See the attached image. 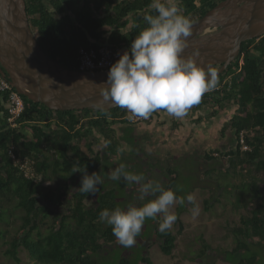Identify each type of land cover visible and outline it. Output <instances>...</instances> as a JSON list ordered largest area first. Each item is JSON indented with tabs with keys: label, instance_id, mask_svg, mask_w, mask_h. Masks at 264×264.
Here are the masks:
<instances>
[{
	"label": "trees",
	"instance_id": "16d2710c",
	"mask_svg": "<svg viewBox=\"0 0 264 264\" xmlns=\"http://www.w3.org/2000/svg\"><path fill=\"white\" fill-rule=\"evenodd\" d=\"M24 1L30 27L41 49L59 64L76 70L80 47L97 48L106 43L126 51L147 27L144 16L157 14L149 7L152 0H121L115 6L111 5L114 0H107L103 8L90 7L87 0ZM216 4L209 2L208 6L196 8L191 0H187L181 14L192 22ZM95 11L107 12V16L101 18ZM129 20L131 30L120 31L126 28ZM104 27L111 31H105ZM104 34H108L107 37H103ZM236 69L239 71L234 73ZM228 75H232L230 86L224 83L221 92L206 93L204 97H210L219 108L229 102L238 106L230 124L235 129V146L220 152L225 172L219 170V176H223L224 184L218 175L212 174L213 170L205 175L214 177L216 192L232 195L234 207L242 210L238 222L231 227L233 246L224 251L226 261L230 259V264H264V177H261L264 173V35L240 44L238 56L218 79L222 81ZM3 98L0 94V240L5 245L3 255L12 260V264H23L19 257L22 248L37 264H102V248L118 241L111 227L99 221V213L105 208L118 207L119 202L110 192L89 201L87 194L78 191L74 198L67 200V213L56 212L63 200L51 187H43L42 181L26 177L8 154L13 145L16 156L21 160H32L35 173L41 172L48 177L49 168L56 171L62 166L55 164L54 158L47 153L58 148L59 158H64L72 138L68 129L79 121L76 110H51L22 96L24 111L18 120L23 123L19 128L10 129ZM113 111L116 115L119 111L123 113L119 107ZM241 135L248 149H242ZM232 177L238 178L239 183L233 182ZM175 180L172 178L165 185L166 189H173ZM239 186L245 189L241 190ZM209 203L204 200L205 208ZM186 206L187 202L183 206L178 204L175 210L177 234L183 230L180 215ZM150 225L160 239L161 252L171 254L176 235L171 230L162 234L157 220L152 219ZM206 249L207 245L202 243L199 260ZM114 264H150V260L148 253L135 260L122 255Z\"/></svg>",
	"mask_w": 264,
	"mask_h": 264
},
{
	"label": "flooded vegetation",
	"instance_id": "af4514ba",
	"mask_svg": "<svg viewBox=\"0 0 264 264\" xmlns=\"http://www.w3.org/2000/svg\"><path fill=\"white\" fill-rule=\"evenodd\" d=\"M87 1V5L94 8L107 5V0ZM120 1L114 0L111 5L115 6ZM184 1L187 0H171L179 6L181 13ZM220 1L222 0H191L196 8L208 6L209 2ZM95 13L101 18L107 16V12ZM131 27L132 22L129 20L126 28L120 31L128 32ZM103 29L111 31V28ZM107 35L104 34L103 37ZM218 67L219 65H216L213 69ZM238 71L239 69H236L234 73ZM224 83L230 86V81L218 79L219 88L207 94L221 92ZM203 97L199 104L193 106L187 115L180 119L168 115L164 110L154 112L148 119L139 118L135 121L125 117V109H122L123 113L119 111L118 115L114 114V108L105 111L76 110L79 121L73 128L68 129L72 138L67 152L63 154L64 158H59L58 148L47 153L54 158L55 164L59 163L62 167L56 171L49 168V176L45 177L41 172L35 173L32 163L33 175L30 178L36 182L42 181L43 187H51L56 196L63 200L56 208V212L60 213H67V200L74 198L80 191L81 174L73 173L77 166H86L89 174L97 172L104 181L99 186V191L95 195H87L86 200L93 201L110 192L115 199H119V195L123 196L120 200L124 199L123 202L126 203L122 209L127 207L128 202L129 205L135 206H139L141 202L138 199L139 185L128 184L123 180L111 181L107 178L108 173L120 163H125L130 172L143 173L146 180L159 181L166 189L165 185L172 178H176L178 169L184 167L185 162H189V169L195 174L197 181L214 186V177L205 174H210L212 170L214 174L215 165L221 161L220 152L235 146V129L230 124L238 106L229 102L219 108L210 97ZM52 132L54 131L50 133ZM105 141L110 143L105 146ZM68 163L70 167H66ZM155 238L159 239L157 236Z\"/></svg>",
	"mask_w": 264,
	"mask_h": 264
},
{
	"label": "clouds",
	"instance_id": "9594fccd",
	"mask_svg": "<svg viewBox=\"0 0 264 264\" xmlns=\"http://www.w3.org/2000/svg\"><path fill=\"white\" fill-rule=\"evenodd\" d=\"M149 7L157 14L144 16L147 27L110 65L106 81L99 84L103 89L102 96L132 117L148 119L154 112L164 110L180 119L200 103L204 94L217 87V71L182 56L185 40L191 35V23L176 3L152 0ZM231 77L228 75L224 79L230 81ZM104 143L107 146L110 141ZM77 172L81 174L80 192L95 195L104 182L101 176L97 172L89 174L86 166H77L73 173ZM107 178L139 185L138 199L144 201L140 206L105 208L99 213V221L111 227L112 234L124 248L136 244L146 219L157 220L158 230L167 234L178 219L172 210L174 204L183 206L187 202L193 205L192 217L200 215L201 209L195 203L194 195L179 196L175 190L165 189L159 181L146 180L143 173L128 171L125 163L112 169Z\"/></svg>",
	"mask_w": 264,
	"mask_h": 264
},
{
	"label": "water",
	"instance_id": "95a60500",
	"mask_svg": "<svg viewBox=\"0 0 264 264\" xmlns=\"http://www.w3.org/2000/svg\"><path fill=\"white\" fill-rule=\"evenodd\" d=\"M191 23L182 56L217 75L238 56L243 41L264 35V0H222ZM109 69L66 68L46 54L29 24L24 0H0V73L27 99L48 109L105 111L117 107L99 85Z\"/></svg>",
	"mask_w": 264,
	"mask_h": 264
},
{
	"label": "rangeland",
	"instance_id": "374dc122",
	"mask_svg": "<svg viewBox=\"0 0 264 264\" xmlns=\"http://www.w3.org/2000/svg\"><path fill=\"white\" fill-rule=\"evenodd\" d=\"M123 49L121 47V51ZM190 164L185 162L184 167L178 169L173 189L178 192L179 196H186L189 193L194 195L195 203L199 205L201 212L198 217L193 218L191 215L193 205L187 203V209L180 215L183 230L177 234V222L171 229L172 233L176 235L171 254L165 255L161 252L160 239L155 238L156 234L150 225L152 219H146L140 235L136 238V244L131 248H124L118 242L105 245L102 248L104 254V256L102 255L104 258L102 264H114L122 255L130 256L135 260L138 256L147 253L150 264H204L203 260L207 263L213 262V264H230L228 262L230 259L228 261L225 259L224 251L230 250L233 246L231 227L238 222L242 210H237L234 207L235 201L232 195L228 196L223 191L216 192V185H207L202 181L197 182L195 174L189 169ZM215 168L214 174L218 175L219 180L224 184L223 176H219L221 172H225L222 160L215 165ZM261 177H264V173L261 174ZM232 181L239 183V179L235 177H232ZM195 182L197 183L194 185ZM190 188L192 190L189 192ZM239 189L244 190L245 187L239 186ZM213 195L218 196V199L215 200ZM120 197L121 195H119V199H116L119 202L118 207H123L126 201L123 202L124 199L120 200L123 196ZM206 199L210 202L208 208H205L204 204ZM140 202V205L142 202L144 203V201ZM177 206L178 204H174L172 210L175 211ZM202 243L207 245V249L204 257L199 260ZM4 248L5 245L0 240V262L12 264V260L3 255ZM19 257L23 264H37L22 248H20Z\"/></svg>",
	"mask_w": 264,
	"mask_h": 264
},
{
	"label": "built area",
	"instance_id": "2783aa9c",
	"mask_svg": "<svg viewBox=\"0 0 264 264\" xmlns=\"http://www.w3.org/2000/svg\"><path fill=\"white\" fill-rule=\"evenodd\" d=\"M121 51L120 47H115L109 44H100L97 48H84L80 47L78 51L77 57V70L80 71H99L109 69L110 65H112L118 58L119 54L124 52ZM229 81V78L224 79L223 81ZM217 86L215 89H218ZM0 94L4 95L3 106L6 112V122L7 126L10 129L19 128L23 123L18 119L20 118L22 112L24 111V101L22 95H20L12 86L9 79L3 76L0 73ZM127 119L130 120H138V117H132L129 112L126 111ZM240 143L242 144V149H248V147L244 144V140L242 135L240 136ZM14 146L11 145L8 149V154L12 159L14 165L19 166V168L24 172L26 177H32V169L31 164L33 161L28 158H24L21 160L18 156H16L13 151Z\"/></svg>",
	"mask_w": 264,
	"mask_h": 264
}]
</instances>
